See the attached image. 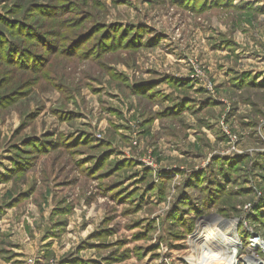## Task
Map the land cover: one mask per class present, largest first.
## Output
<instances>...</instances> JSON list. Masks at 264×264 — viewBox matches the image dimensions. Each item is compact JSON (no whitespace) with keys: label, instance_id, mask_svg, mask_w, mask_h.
<instances>
[{"label":"rangeland","instance_id":"374dc122","mask_svg":"<svg viewBox=\"0 0 264 264\" xmlns=\"http://www.w3.org/2000/svg\"><path fill=\"white\" fill-rule=\"evenodd\" d=\"M227 222L263 264L264 0H0V264H191Z\"/></svg>","mask_w":264,"mask_h":264},{"label":"bare ground","instance_id":"6f19581e","mask_svg":"<svg viewBox=\"0 0 264 264\" xmlns=\"http://www.w3.org/2000/svg\"><path fill=\"white\" fill-rule=\"evenodd\" d=\"M223 222L220 221L216 226H220ZM226 225L229 229V234L220 233L221 241L217 239L210 240V235L214 233L211 226L202 230L200 237L209 239L195 247V252L201 251V253L198 255L197 260L192 261L191 264H239L240 261H243V264H256V262L262 264L261 258L252 255H241L240 250L236 247L239 241L234 234L235 223L227 222ZM220 244L224 245L220 247Z\"/></svg>","mask_w":264,"mask_h":264}]
</instances>
